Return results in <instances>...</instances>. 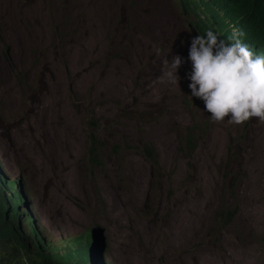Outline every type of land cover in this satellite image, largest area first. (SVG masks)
Wrapping results in <instances>:
<instances>
[{
  "label": "rangeland",
  "instance_id": "rangeland-1",
  "mask_svg": "<svg viewBox=\"0 0 264 264\" xmlns=\"http://www.w3.org/2000/svg\"><path fill=\"white\" fill-rule=\"evenodd\" d=\"M155 11L160 25L144 18ZM181 34L168 0H0V158L54 251L93 227L108 264H264V122H215L190 79L159 80L166 55L192 64ZM88 120L101 137L151 141L155 157L122 149L91 165ZM194 123L185 155L177 135ZM224 204L235 214L219 225Z\"/></svg>",
  "mask_w": 264,
  "mask_h": 264
},
{
  "label": "clouds",
  "instance_id": "clouds-1",
  "mask_svg": "<svg viewBox=\"0 0 264 264\" xmlns=\"http://www.w3.org/2000/svg\"><path fill=\"white\" fill-rule=\"evenodd\" d=\"M168 1L173 5L176 21L183 27V40L181 38L179 43L190 48L188 59L192 64L185 54L173 56L171 61L166 59V55L163 57L159 80L177 85L180 80L177 74L183 76L186 82L190 79L192 100L189 101L196 103L215 122L228 118L229 122L243 124L244 127L254 118L264 122V25L258 19L259 9L251 0ZM117 16L119 21H123L124 14L120 8H117ZM144 18L156 25L165 21L158 11L146 13ZM132 48L137 57L141 58L145 41L137 37ZM3 55L6 52L0 47V62ZM135 115L138 116V122L144 120L141 111L137 110ZM1 219L8 225L16 226L20 223L22 227L30 221L40 230L31 211L23 180L20 176H11L0 158ZM91 241L94 251L89 260L85 259V264L88 261L91 264L93 259L94 264H108L102 255L103 241L97 245L93 235ZM68 245L70 247L65 251L75 247V244ZM98 250L101 253L95 257ZM49 251L57 253L56 260L65 252L54 251L53 243ZM98 257H102L99 263ZM77 261L78 256L74 253L71 262L75 264Z\"/></svg>",
  "mask_w": 264,
  "mask_h": 264
},
{
  "label": "trees",
  "instance_id": "trees-1",
  "mask_svg": "<svg viewBox=\"0 0 264 264\" xmlns=\"http://www.w3.org/2000/svg\"><path fill=\"white\" fill-rule=\"evenodd\" d=\"M251 3L259 9V22L264 25V0H251ZM133 118L136 119L135 113ZM139 121V119H136ZM99 123L95 120H88L86 123V151L85 159L91 165L101 164L106 156L118 157L122 149H136L140 151L146 159L155 157V146L148 140H131L121 135L101 137L96 128ZM198 125L192 124L189 127L181 129L178 133L179 152L189 155L196 145ZM156 178L158 173L153 174ZM235 209L228 205H221L216 213L219 225L228 223L234 216ZM69 244H75L73 250L65 251L59 260L55 259L57 253L50 250L52 243L49 242L40 232L39 228L32 222L22 227L19 223L16 226L8 225L0 221V264H72L71 258L75 254L78 261L75 264H85V259L91 257L94 247L91 241L89 231L74 235L68 238ZM101 253L100 250L95 257ZM93 259V258H92ZM102 257H98V263ZM94 264V259L92 263Z\"/></svg>",
  "mask_w": 264,
  "mask_h": 264
},
{
  "label": "water",
  "instance_id": "water-1",
  "mask_svg": "<svg viewBox=\"0 0 264 264\" xmlns=\"http://www.w3.org/2000/svg\"><path fill=\"white\" fill-rule=\"evenodd\" d=\"M95 228L98 230V228H101V226H99V225H96V226H95Z\"/></svg>",
  "mask_w": 264,
  "mask_h": 264
},
{
  "label": "bare ground",
  "instance_id": "bare-ground-1",
  "mask_svg": "<svg viewBox=\"0 0 264 264\" xmlns=\"http://www.w3.org/2000/svg\"><path fill=\"white\" fill-rule=\"evenodd\" d=\"M61 105V104H60ZM64 105V104H63Z\"/></svg>",
  "mask_w": 264,
  "mask_h": 264
}]
</instances>
